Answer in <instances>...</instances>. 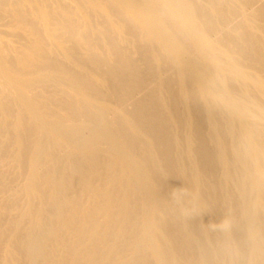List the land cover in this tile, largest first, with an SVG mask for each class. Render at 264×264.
I'll return each instance as SVG.
<instances>
[{
  "label": "bare ground",
  "instance_id": "bare-ground-1",
  "mask_svg": "<svg viewBox=\"0 0 264 264\" xmlns=\"http://www.w3.org/2000/svg\"><path fill=\"white\" fill-rule=\"evenodd\" d=\"M69 1L76 16L64 7L60 31L76 38L84 60L130 109L110 121L100 90L46 59L47 44L29 8L12 6L14 26L34 37L20 64L75 96L56 104L66 118L48 116L28 97V80L6 62L0 40V98L14 100L36 131L28 145L24 118L15 114L13 139L0 145V162L14 147L19 167L28 168L25 193L44 198L40 158L50 157L55 146L78 155H67V190L53 186L50 206L35 213L40 232L27 242L29 264H264V2ZM82 2L122 19L112 30L146 45L134 58L125 56L118 38L101 51L97 40L77 29L75 18L89 20ZM35 17L45 20L46 37L61 42L48 29L44 9ZM0 113L13 111L0 104ZM0 190L9 197L0 213L5 243L12 232L5 219L17 203L3 175ZM44 212L53 219L48 226H42ZM50 243L61 245L59 259L51 257Z\"/></svg>",
  "mask_w": 264,
  "mask_h": 264
},
{
  "label": "rangeland",
  "instance_id": "rangeland-1",
  "mask_svg": "<svg viewBox=\"0 0 264 264\" xmlns=\"http://www.w3.org/2000/svg\"><path fill=\"white\" fill-rule=\"evenodd\" d=\"M33 1L32 0H9V1L0 0V6H1L0 7V15H1L0 40L3 41L4 45L6 46V48L4 46V49L5 50L7 49L8 51V52L4 51L5 59L6 57H8L6 59V62L10 66H12L14 71L16 70L17 73L18 72L22 73V75H24L23 77L26 80H28L27 88H26V93L28 97H30L35 102L42 104L45 108V112L47 113V115L52 118H66L65 113L62 110H60L59 107H57L56 104L58 102L75 101L74 94L64 84L56 82L55 80H52V78L50 77L47 82H41L39 73H36L30 69H26L20 64L19 61L23 57V54L28 52V50L31 48L34 41V37L26 29H17L14 26V21L11 16L12 15L11 10L14 4H17L20 7L29 8L33 22L36 24L39 31L42 32L43 40L47 41V42L44 41V45L46 46L47 44V47H45L46 59L48 60L54 59L56 61H59L61 64H64L67 70H69L76 76H83L86 80H88L96 88H98L104 98V104L107 106L106 114L108 119L112 122L116 121V117L114 115L128 111L130 109L129 104L128 103L120 104L117 100H115L113 88L104 85L103 76H101L100 72L97 71L92 65L88 64L84 60L85 51L79 45L76 38L66 37L60 31L59 28L60 24H62L66 20L64 7L67 11H69L70 13L76 16V11H74V5L71 4L69 0H35L36 2ZM263 2L264 0H259L255 6L258 7ZM2 4H4L5 6H2ZM41 8L44 9L45 13L47 14L46 23L48 24V29L57 36L59 35L58 36L60 39L59 41L61 42H57L56 40L52 41L48 37H46L45 34H43L44 33L43 22L45 23V20H41L35 17L37 9H41ZM81 8L85 12L84 14L87 15L86 17H89V20L88 19L83 20L82 18L79 17L75 18V21L77 23V29L79 32L81 33L85 32L88 34L89 37L97 40L99 42V45L101 44L100 45L101 51L103 52L107 51L109 48L108 44L110 40L114 38L115 39L118 38L123 43L122 45L124 48L125 56L127 58H134L136 57L137 48L146 45L145 42L141 38L139 39L138 36H137L138 39L135 40L133 37H131L128 34L117 35L115 31L112 30L113 24L115 23L121 24L123 22L122 19H117V18L110 19L109 16L105 15L101 11L91 10L90 6L83 2L81 3ZM3 16L5 17V19L3 18ZM10 17L12 19H10ZM8 19L9 22L7 21ZM212 39H215V37L212 36ZM70 40L71 42H69ZM26 43L28 46L26 45ZM52 47L54 48L52 49ZM11 56L13 57V59ZM138 65L141 70L144 69L142 63L138 62ZM45 91L47 92L45 93ZM2 97L0 98V104L8 105L11 108V110L13 111L12 114L13 117L12 115L6 117L0 113V132H1L0 145L3 144L6 140L12 141L13 139L15 114H21V116H23L24 126L22 127L21 131L22 134H24L25 138L26 139L28 138L26 140V143L28 144L29 142L31 144L28 145H32L36 140V131L32 126V124L27 119L26 114L24 113L22 108L9 96H2ZM96 106L99 107L100 104L98 103L96 104ZM70 124L77 125V123H73V122H71ZM260 132L264 136L263 126H260ZM81 133L84 132L82 131ZM53 153L55 155H53ZM68 154L75 160L78 159L77 158L78 155L68 153L67 151H65L64 148L58 146H55L53 148L50 157L42 156L40 158V163L37 169V173L39 172L38 176L43 178V181L45 182L44 183L45 187L43 191L44 198H40L38 195L35 194L29 196L25 193L24 185L28 175V168L26 165H24L21 168L19 167V164L17 163V159H16V149L14 147H11L9 152L5 154L1 159L0 175H3L5 178H7L8 185L10 188V196L16 201L17 207L15 211L8 213L5 219L6 225H9V228L11 229L12 232L10 233L5 243L0 242V264H29L30 257L26 252L27 242L30 239L38 238L40 232V228L37 227V220L35 218V213L40 208L47 209L50 206L52 192L54 190L53 186L58 185V191H62V193L67 190L68 182H65L63 180L69 176V171L66 168ZM219 173L220 171H217L218 179L220 176ZM181 184H183V182ZM184 187L187 188V185H185ZM8 198L9 197L0 190V213L2 212L1 209L2 206L5 204ZM21 215H25V218L22 223L18 224V218ZM41 222H42V226H48L53 223V219L49 213L44 212ZM261 224L264 225V217L261 220ZM17 232H19L18 236H17ZM10 247L13 248L11 249L12 251L10 250ZM16 249H20L19 254L16 253ZM49 250L51 252L52 258L59 259L61 257L62 247L61 245H59V243H50Z\"/></svg>",
  "mask_w": 264,
  "mask_h": 264
}]
</instances>
